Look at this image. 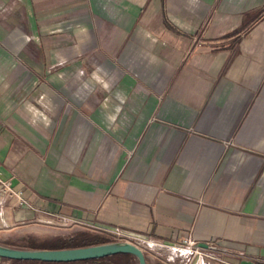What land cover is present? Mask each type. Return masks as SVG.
Here are the masks:
<instances>
[{"label":"crops","instance_id":"1","mask_svg":"<svg viewBox=\"0 0 264 264\" xmlns=\"http://www.w3.org/2000/svg\"><path fill=\"white\" fill-rule=\"evenodd\" d=\"M0 123V243L121 228L264 264V0H0Z\"/></svg>","mask_w":264,"mask_h":264},{"label":"built area","instance_id":"2","mask_svg":"<svg viewBox=\"0 0 264 264\" xmlns=\"http://www.w3.org/2000/svg\"><path fill=\"white\" fill-rule=\"evenodd\" d=\"M0 193L6 197H13L15 194L11 180L4 179L1 175ZM56 220L62 226L82 225L92 229L82 221L64 216H57ZM104 232L115 241H127L137 245L142 249L148 260L162 264H237L229 261L227 258L230 254L229 249L217 240L207 242L205 243L206 246H203L192 235H188L181 242L175 243L150 236L128 233L121 228H107Z\"/></svg>","mask_w":264,"mask_h":264},{"label":"water","instance_id":"3","mask_svg":"<svg viewBox=\"0 0 264 264\" xmlns=\"http://www.w3.org/2000/svg\"><path fill=\"white\" fill-rule=\"evenodd\" d=\"M118 253L133 255L138 264H149L142 249L127 241H111L71 248H27L0 243V258L8 260L69 263L99 259Z\"/></svg>","mask_w":264,"mask_h":264},{"label":"trees","instance_id":"4","mask_svg":"<svg viewBox=\"0 0 264 264\" xmlns=\"http://www.w3.org/2000/svg\"><path fill=\"white\" fill-rule=\"evenodd\" d=\"M114 241L112 238L104 236L100 233H80L79 235L72 236L68 240L56 239V243L60 244L61 246H54L51 248H71V247H79V246H86L92 244H100ZM11 245L19 246V247H27V248H36L34 245H21L19 243H13ZM11 264H70L76 262H69V263H54V262H43V261H26V260H8ZM108 262L109 264H138L136 258L128 253H118L113 254L107 257L99 258V259H91L86 261H78V262Z\"/></svg>","mask_w":264,"mask_h":264},{"label":"rangeland","instance_id":"5","mask_svg":"<svg viewBox=\"0 0 264 264\" xmlns=\"http://www.w3.org/2000/svg\"><path fill=\"white\" fill-rule=\"evenodd\" d=\"M90 233V234H94L95 232L86 230L84 228H79V227H70L69 229H65V230H59L57 233H62L63 236L60 237H55V238H48L49 234H41L37 237H30V238H17L18 240L17 243L21 244V245H35V246H50V247H54V246H61L60 244L56 243V239H62V240H68L70 239L72 236L75 235H79L80 233ZM115 240V239H113ZM149 264L152 263H159V262H154L152 260H148ZM11 264V263H10ZM23 264H28V263H23ZM70 264H109L108 262H100V261H94V262H76V263H70Z\"/></svg>","mask_w":264,"mask_h":264}]
</instances>
